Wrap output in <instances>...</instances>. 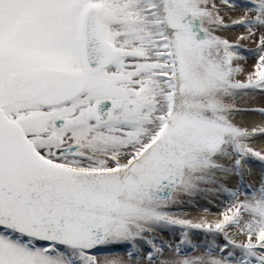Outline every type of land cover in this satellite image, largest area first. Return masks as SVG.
Returning a JSON list of instances; mask_svg holds the SVG:
<instances>
[{
	"label": "snow or ice",
	"instance_id": "obj_1",
	"mask_svg": "<svg viewBox=\"0 0 264 264\" xmlns=\"http://www.w3.org/2000/svg\"><path fill=\"white\" fill-rule=\"evenodd\" d=\"M257 96L264 0H0V264H264Z\"/></svg>",
	"mask_w": 264,
	"mask_h": 264
},
{
	"label": "bare ground",
	"instance_id": "obj_2",
	"mask_svg": "<svg viewBox=\"0 0 264 264\" xmlns=\"http://www.w3.org/2000/svg\"><path fill=\"white\" fill-rule=\"evenodd\" d=\"M239 14L240 13H233V15H239ZM236 34H237V32L229 33V35H232V36H235ZM241 104H242V106H245V107L258 106V105L264 104V99L257 96L255 99L249 100L246 103H245V101H241ZM237 121L240 123H245L249 127H252V126H255L258 124H264V117H260V116L256 115L255 113L249 112V113H243L241 115H238ZM253 147H255L256 149H264V137L258 138L256 143L253 145ZM252 167H253V171H252L250 177H248V179L255 182V181H258L262 175H264V165H262L260 162L254 160V161H252ZM228 183L229 184H235L236 178L235 177H229ZM213 210H215V212H218L217 209H213ZM190 211H191V217L190 218H192V219H198L203 214L199 208L190 209ZM216 218H217L216 215L208 216V219L210 221L215 220ZM165 236L167 237L168 234L165 233Z\"/></svg>",
	"mask_w": 264,
	"mask_h": 264
},
{
	"label": "rangeland",
	"instance_id": "obj_3",
	"mask_svg": "<svg viewBox=\"0 0 264 264\" xmlns=\"http://www.w3.org/2000/svg\"><path fill=\"white\" fill-rule=\"evenodd\" d=\"M251 63H252V61L249 60V66L251 65ZM258 150H260V149H258ZM200 204H203V201H200ZM193 209H195V208H193ZM213 211L215 212V210H213Z\"/></svg>",
	"mask_w": 264,
	"mask_h": 264
}]
</instances>
